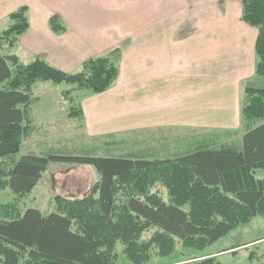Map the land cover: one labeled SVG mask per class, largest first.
Instances as JSON below:
<instances>
[{
  "label": "trees",
  "instance_id": "16d2710c",
  "mask_svg": "<svg viewBox=\"0 0 264 264\" xmlns=\"http://www.w3.org/2000/svg\"><path fill=\"white\" fill-rule=\"evenodd\" d=\"M27 12L22 7L11 14V26L0 34V160L19 154L31 134L27 114L36 83H66L100 95L120 75L118 51L88 60L76 73H64L40 58L20 65L16 56H3L2 43L13 48L28 30ZM242 18L258 29L256 73L264 77V0H244ZM50 27L64 32L57 17ZM81 115L73 108L68 117ZM242 120V145L204 142L175 159L26 155L8 168L2 162L0 191L9 189L16 196L32 193L51 164L92 166L100 179L84 198H58V210L49 215L0 207V264H115L118 245L129 262L143 264L153 248L161 257L174 254L177 242L203 250L264 217V179L257 177L264 170L263 91L246 90ZM160 179L168 202L152 192ZM152 228L157 232L142 243ZM198 264L221 263L207 258Z\"/></svg>",
  "mask_w": 264,
  "mask_h": 264
},
{
  "label": "crops",
  "instance_id": "0c3cea01",
  "mask_svg": "<svg viewBox=\"0 0 264 264\" xmlns=\"http://www.w3.org/2000/svg\"><path fill=\"white\" fill-rule=\"evenodd\" d=\"M122 1L133 0H0V18L26 7L29 27L20 47L32 62L40 58L64 73H76L88 60L118 51L120 86L100 101L86 97L80 102L87 126L96 111L114 104L124 120L127 108L136 112L145 106L151 114L164 107L192 112L200 101L209 106L200 117L169 124L152 117L129 128L193 127L203 117L210 122L206 126L240 131L246 90L264 92V77L256 73L258 29L243 21L244 0H141L139 9L128 3L122 7ZM52 17L64 32L51 29ZM116 121L109 119L114 125L108 126H117ZM244 136L225 145H242ZM257 177L263 180L264 170Z\"/></svg>",
  "mask_w": 264,
  "mask_h": 264
},
{
  "label": "rangeland",
  "instance_id": "374dc122",
  "mask_svg": "<svg viewBox=\"0 0 264 264\" xmlns=\"http://www.w3.org/2000/svg\"><path fill=\"white\" fill-rule=\"evenodd\" d=\"M126 3L131 4L132 9H139L144 1H122L121 6L125 7ZM9 17L0 18V34L11 26L12 22ZM21 38L13 48L9 47L8 42H3L1 54L5 57L16 56L20 65H29L32 58L24 47H20ZM116 61L120 69L119 55ZM119 80L118 78L107 92L118 88ZM68 91H71V94L64 95ZM86 97L100 101L99 99H102L104 95L79 90L76 86L66 83L60 85L52 82L36 83L32 87V103L27 114L32 125L31 134L24 140L19 154L0 160V164L4 162L3 166L8 168L13 161L26 155L132 157L162 161L187 152L190 147L204 142H210V145L240 142L245 133L243 123L240 131L229 132L206 126L204 123L210 124V122L203 117L199 121L200 125L193 127L178 125L137 130L129 128V125L150 121L152 117V120L158 117L168 124L189 121L191 116L200 117V113L204 114L203 111L207 109L205 106H208L200 101H198L200 104L191 109L192 112L188 109L177 111L174 107L171 110L164 107L163 110L159 108L160 111L151 114L145 106H140L136 112L128 111L127 108L126 114H121L124 120L119 118V107L114 104L110 107H102L100 112L96 111L92 123L94 125L90 123L87 126L86 118H83V110L79 106ZM125 99L127 98H123ZM95 106L97 107V103L91 107L95 108ZM73 108L81 110V117L76 119L68 117ZM93 108L91 110L94 112ZM124 108L126 107H122ZM109 119H117L115 122L117 126H113L114 128L108 126V124L114 125L113 122H107ZM120 122L124 123V126L119 125ZM99 179V174L92 166L51 164L32 193L16 196L9 189L0 191V207L11 206L19 213L35 209L43 215H49L58 210V198H84ZM152 192L161 196L165 202L169 201L168 189L161 179L156 182ZM156 232L154 228L146 231L142 243H147ZM116 254L115 264H133L123 255L121 245L117 246ZM207 258H215L221 264H264V218H254L248 225L237 228L216 244L203 250L184 248L181 243L177 242L174 254L161 257L158 255V250L153 248L150 252V260L143 264H198Z\"/></svg>",
  "mask_w": 264,
  "mask_h": 264
}]
</instances>
